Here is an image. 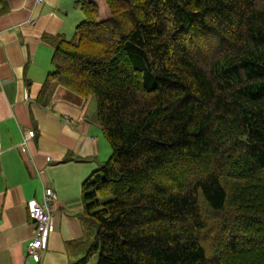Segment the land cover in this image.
Here are the masks:
<instances>
[{"label":"trees","instance_id":"obj_1","mask_svg":"<svg viewBox=\"0 0 264 264\" xmlns=\"http://www.w3.org/2000/svg\"><path fill=\"white\" fill-rule=\"evenodd\" d=\"M79 8L41 91L92 95L110 152L81 181L91 234L69 264H264V0Z\"/></svg>","mask_w":264,"mask_h":264},{"label":"crops","instance_id":"obj_2","mask_svg":"<svg viewBox=\"0 0 264 264\" xmlns=\"http://www.w3.org/2000/svg\"><path fill=\"white\" fill-rule=\"evenodd\" d=\"M80 1L0 0V264H69L91 234L81 181L109 154L94 99L55 82L41 91L49 38L73 35ZM46 186L54 191L51 231L35 261L25 253L34 230L26 201Z\"/></svg>","mask_w":264,"mask_h":264},{"label":"built area","instance_id":"obj_3","mask_svg":"<svg viewBox=\"0 0 264 264\" xmlns=\"http://www.w3.org/2000/svg\"><path fill=\"white\" fill-rule=\"evenodd\" d=\"M33 130H27L26 137L32 136ZM24 136V137H25ZM25 143V138L22 139ZM54 198L52 188L46 186L43 188L39 200L29 199L26 201L28 215L34 224L33 234L25 244V253L33 260L39 259L40 251L46 246L48 233L51 231V210Z\"/></svg>","mask_w":264,"mask_h":264},{"label":"rangeland","instance_id":"obj_4","mask_svg":"<svg viewBox=\"0 0 264 264\" xmlns=\"http://www.w3.org/2000/svg\"><path fill=\"white\" fill-rule=\"evenodd\" d=\"M108 9L107 8H104V6L102 7V13H100L99 11V14H98V16L97 17H101L102 16V14L105 16L106 15V13H109V10L107 11ZM73 33V32H72ZM93 97V96H92ZM94 99V98H93ZM108 147H109V152H110V146H109V144H108ZM163 168V167H162ZM214 226V224H212V227ZM96 255H93L92 257H91V259H90V262H93L95 259H96Z\"/></svg>","mask_w":264,"mask_h":264}]
</instances>
